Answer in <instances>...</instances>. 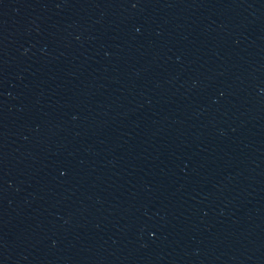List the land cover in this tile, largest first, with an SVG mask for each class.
I'll return each instance as SVG.
<instances>
[{"label": "water", "instance_id": "obj_1", "mask_svg": "<svg viewBox=\"0 0 264 264\" xmlns=\"http://www.w3.org/2000/svg\"><path fill=\"white\" fill-rule=\"evenodd\" d=\"M0 264H264V0H0Z\"/></svg>", "mask_w": 264, "mask_h": 264}]
</instances>
